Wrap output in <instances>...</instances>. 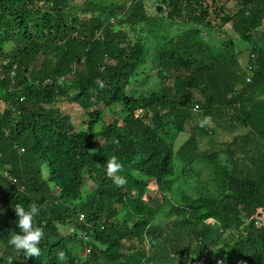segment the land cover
<instances>
[{"label": "trees", "instance_id": "16d2710c", "mask_svg": "<svg viewBox=\"0 0 264 264\" xmlns=\"http://www.w3.org/2000/svg\"><path fill=\"white\" fill-rule=\"evenodd\" d=\"M85 2L0 0V264H264V0ZM141 23L134 39L118 28ZM201 165L214 190L173 188ZM30 203L40 257L8 243Z\"/></svg>", "mask_w": 264, "mask_h": 264}, {"label": "rangeland", "instance_id": "374dc122", "mask_svg": "<svg viewBox=\"0 0 264 264\" xmlns=\"http://www.w3.org/2000/svg\"><path fill=\"white\" fill-rule=\"evenodd\" d=\"M94 1L100 2V3H104V4H114V5L115 4H121V2H127V4L128 3L131 4L133 2H137V0H135V1L134 0H94ZM144 1H145V4L148 3V0H144ZM69 5H70V7H83V6H86V2H85V0H69ZM157 7L158 6L156 5V6L153 7V9L156 10ZM148 20H150V19H148ZM145 26H147L146 23H141V24L137 25L134 30H132L127 25L119 26L118 28L121 29V30H124L125 32H127L129 34L130 38L134 39L133 36L138 37L139 34H140L138 32V30L139 29L141 30ZM116 29H117V27H116ZM223 32H224V34H222V36H220L222 40H224L226 37H233L234 36V33H233L232 29H231V26H229V25L223 27ZM260 32L264 33V24L258 30V33H260ZM204 35H206V34L204 33ZM234 43H235L236 50H238V51L243 50L242 53L238 56L240 65H242V67L247 66L246 64H247V58H248V50L244 49L245 46H247L246 43H244L239 38H236L234 40ZM40 61H41L40 58L37 59L36 64H35L36 66L33 67L34 69L38 68V66L40 64ZM148 67L156 69V63L155 62H151L148 65ZM76 70L80 71V72L83 71V65H82L81 62H78L76 65H74L73 72L69 76H66L67 78L66 77L65 78H61L59 80V82L63 81L64 79L65 80H67V79L71 80L73 75H74V73L76 72ZM154 78H155V71L154 72L151 71L150 72V79H149L150 81H149V83H151V81L154 80ZM60 106H61V108H62V110L64 112H66L67 114L72 115V118H73L74 123H75V128L77 130L86 129V125L82 124V121H81L82 117L79 116V110H78V108L75 105H71V104H68V103L62 101ZM122 116L123 115H120V107L119 106H113L112 107V111L110 113H108L107 116H105L104 122L105 123H109V122H111L112 120H114L116 118L117 119H119V118L121 119ZM86 121H87V119H86ZM206 122H207L208 126H211V122L209 120H207ZM192 127H193V124H190V128H192ZM186 138H187L186 136H180V137L177 138L176 141L180 140L179 143H181ZM214 139H215V141H221V140L224 141V140H227V136L223 135V134L221 135L218 132H216L215 135H214ZM179 143H177V144H179ZM221 157H222L221 164H223L224 161H225V156L222 155ZM193 175H194V177H191L189 179V183H188L189 187L187 189L185 187L181 186L180 182L175 183L173 185V188H180V189H182L183 191H186V192H193L194 190H189V191H187V190L190 189L191 187L194 188L195 186L193 184H195L196 182H200V184H203V185L205 184L207 187H209L210 190H214L212 188V182L210 180V177H211L210 168L204 167V165H201L199 167H195V169L193 171ZM197 180H199V181H197ZM150 189L152 190V187H150ZM158 200H159V197H158L157 193H154L153 197L151 198V201H153V204H154L152 206L154 208H157L159 206V201ZM165 210H163L159 214L160 217H162V214L164 213ZM164 222H166V221H164ZM210 222H212V221H210ZM58 229H59V232L61 234H63V235H68V233L71 232V228L70 227L58 226Z\"/></svg>", "mask_w": 264, "mask_h": 264}, {"label": "clouds", "instance_id": "9594fccd", "mask_svg": "<svg viewBox=\"0 0 264 264\" xmlns=\"http://www.w3.org/2000/svg\"><path fill=\"white\" fill-rule=\"evenodd\" d=\"M123 171V164L119 161L118 157L111 156L106 162L107 176L113 179V182L117 185H123L126 183V179L118 173ZM16 215L18 216V227L21 230V234H17L14 231L10 235L8 241L9 245L15 249L17 254L23 252L28 257H40L42 249L38 246L41 240L44 238V228L38 226L35 222V218L40 213V206L36 203H30L28 208L17 204L14 208ZM65 252L60 249L56 253L58 261L65 260ZM7 264H12L11 259Z\"/></svg>", "mask_w": 264, "mask_h": 264}, {"label": "built area", "instance_id": "2783aa9c", "mask_svg": "<svg viewBox=\"0 0 264 264\" xmlns=\"http://www.w3.org/2000/svg\"><path fill=\"white\" fill-rule=\"evenodd\" d=\"M247 82H249V79L246 80ZM264 225V217H261V218H258L256 221H255V227L258 228V227H261Z\"/></svg>", "mask_w": 264, "mask_h": 264}]
</instances>
